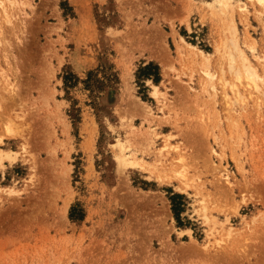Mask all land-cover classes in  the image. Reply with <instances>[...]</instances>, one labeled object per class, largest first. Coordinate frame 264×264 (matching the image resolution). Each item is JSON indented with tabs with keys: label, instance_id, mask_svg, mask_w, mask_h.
<instances>
[{
	"label": "rangeland",
	"instance_id": "obj_1",
	"mask_svg": "<svg viewBox=\"0 0 264 264\" xmlns=\"http://www.w3.org/2000/svg\"><path fill=\"white\" fill-rule=\"evenodd\" d=\"M0 138V264H264V6L6 0Z\"/></svg>",
	"mask_w": 264,
	"mask_h": 264
},
{
	"label": "trees",
	"instance_id": "obj_2",
	"mask_svg": "<svg viewBox=\"0 0 264 264\" xmlns=\"http://www.w3.org/2000/svg\"><path fill=\"white\" fill-rule=\"evenodd\" d=\"M103 73L101 77H98V73ZM98 73L95 72H89L86 76V78L82 81L84 88L88 90L89 96L91 97V100L94 101L98 97V92L106 82H111L114 80L115 76L111 72L105 71V68H101ZM136 78L140 79L141 81L144 79H150L153 83L157 84L160 80L159 77V69L158 66L152 62H149L148 64L142 66L138 69V72L136 74ZM78 81V78L73 74H67L63 78V84L67 86H73ZM141 92H145L146 87H144V84L141 83ZM145 96V94H144ZM184 196L178 193H172L170 196L171 201V209L173 211V214L175 216V219L179 225H181V219H180V212L184 208ZM72 216V210L70 212V217ZM79 219H81V216H79Z\"/></svg>",
	"mask_w": 264,
	"mask_h": 264
},
{
	"label": "bare ground",
	"instance_id": "obj_3",
	"mask_svg": "<svg viewBox=\"0 0 264 264\" xmlns=\"http://www.w3.org/2000/svg\"><path fill=\"white\" fill-rule=\"evenodd\" d=\"M6 0H0V8L1 9H3L4 8V2H5ZM256 2H258L259 4H261V5H263L264 6V0H255ZM7 22H9V20L7 21ZM233 34H234V32H233ZM182 41H184V39L181 37L180 38ZM231 47H232V49L233 50H235V54H237L238 55V58L240 59V57H241V68H243L244 69V75H245V77L250 81V83H252V84H254V86H257L256 85V78H257V75H256V72H255V70L251 67V65H250V63H249V61H248V59L246 58V56H245V54H243L242 53V51L239 49V47L237 46V44H236V41H233V38L231 39ZM191 45V44H190ZM193 46V45H192ZM193 47H195V46H193ZM230 47V48H231ZM218 51V50H217ZM199 52L202 54V55H204L203 54V52L201 51V50H199ZM233 51L231 50V53H229V65H230V68H231V70L234 72V75H235V78L237 79V80H240V78H241V73H240V71L238 70V67H236V66H234V64H235V61H236V58H234L233 57ZM204 58H206V56H203ZM48 72L50 73V70H48ZM48 73V74H49ZM51 74V73H50ZM234 85V84H233ZM156 88V87H155ZM42 108V107H41ZM34 109V108H33ZM36 110H38V109H36ZM8 128H6V131H8V133H7V135L9 134V136L10 135H12V130H7ZM5 134H6V132H5ZM17 134V133H16ZM13 135H14V133H13ZM12 135V136H13ZM51 135V134H50ZM6 136V135H5ZM14 136H16V135H14ZM13 136V137H14ZM50 139V138H49ZM1 142H3L2 141V138H0V143ZM23 149L25 150V151H27V149H26V147L25 146H23ZM1 152V151H0ZM27 153H29L28 151H27ZM29 155H31L30 153H29ZM3 156V155H2ZM31 157V156H30ZM2 158V157H1Z\"/></svg>",
	"mask_w": 264,
	"mask_h": 264
}]
</instances>
